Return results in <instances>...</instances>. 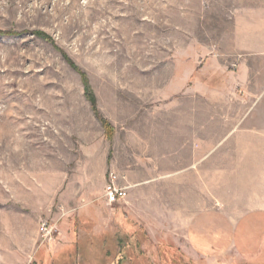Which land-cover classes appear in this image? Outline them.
<instances>
[{"label": "rangeland", "instance_id": "rangeland-1", "mask_svg": "<svg viewBox=\"0 0 264 264\" xmlns=\"http://www.w3.org/2000/svg\"><path fill=\"white\" fill-rule=\"evenodd\" d=\"M255 14L264 0H0V264H264L226 252L209 160L210 81L244 57L264 71L241 50ZM112 173L129 197L109 205Z\"/></svg>", "mask_w": 264, "mask_h": 264}, {"label": "crops", "instance_id": "crops-1", "mask_svg": "<svg viewBox=\"0 0 264 264\" xmlns=\"http://www.w3.org/2000/svg\"><path fill=\"white\" fill-rule=\"evenodd\" d=\"M256 15L243 19L241 50L264 61V25ZM245 59L228 81H210V187L226 198V252L232 260L264 257V71L253 75ZM230 197L238 199L232 207Z\"/></svg>", "mask_w": 264, "mask_h": 264}, {"label": "built area", "instance_id": "built-area-1", "mask_svg": "<svg viewBox=\"0 0 264 264\" xmlns=\"http://www.w3.org/2000/svg\"><path fill=\"white\" fill-rule=\"evenodd\" d=\"M104 197L109 205L122 203L129 197V187L121 186L119 184L118 176L112 173L110 174L109 182L104 189ZM54 233L55 228L52 225L43 223L40 227V234L46 241L52 240Z\"/></svg>", "mask_w": 264, "mask_h": 264}, {"label": "trees", "instance_id": "trees-1", "mask_svg": "<svg viewBox=\"0 0 264 264\" xmlns=\"http://www.w3.org/2000/svg\"><path fill=\"white\" fill-rule=\"evenodd\" d=\"M39 35V33H36ZM0 35L2 36H14L15 34L14 33H11V32H8V33H3L0 31ZM89 92V91H88ZM88 94V93H87ZM91 97V100L94 102V97L93 96H90Z\"/></svg>", "mask_w": 264, "mask_h": 264}]
</instances>
